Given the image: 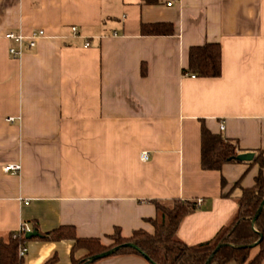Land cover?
I'll use <instances>...</instances> for the list:
<instances>
[{
    "label": "crops",
    "instance_id": "0c3cea01",
    "mask_svg": "<svg viewBox=\"0 0 264 264\" xmlns=\"http://www.w3.org/2000/svg\"><path fill=\"white\" fill-rule=\"evenodd\" d=\"M159 22L174 33L141 34V24ZM39 29L33 49L9 55V30ZM207 42L220 45L221 74L192 77L183 70L189 48ZM202 121L236 141L239 154L260 151L262 163L203 168ZM9 163L20 170L5 173ZM259 173L264 0H0V235L27 222L109 244L115 229L152 233V200L177 198L201 200L176 232L195 245L232 221ZM84 253L73 239L37 238L22 264L52 256L50 264H73ZM92 264L150 263L126 254Z\"/></svg>",
    "mask_w": 264,
    "mask_h": 264
},
{
    "label": "trees",
    "instance_id": "16d2710c",
    "mask_svg": "<svg viewBox=\"0 0 264 264\" xmlns=\"http://www.w3.org/2000/svg\"><path fill=\"white\" fill-rule=\"evenodd\" d=\"M142 35H171L174 33L172 23H143L140 27ZM198 77H217L221 74V50L217 42L194 45L188 51V64L185 69ZM236 141L227 139L220 134L212 133L201 124V165L205 169L220 170L226 163L236 162L239 154ZM262 163L260 151L252 160ZM224 185V179L222 178ZM264 199V177L259 173L253 186L243 188L237 199L238 209L232 221L219 229L208 241L188 245L177 238L176 232L181 220L194 212L197 200H181L173 198L168 201L152 200L155 206V217L149 221L153 232L137 229L129 237H123L118 229L109 235V244L98 238H78L71 226H60L46 233L37 232L36 236L27 239L16 232L0 235V264H22L19 256L20 246L32 239L61 240L73 239L74 248L85 250L83 256L74 259L73 264H92L100 259L89 261L95 255L108 251L116 246L126 244L110 254H134L145 258L150 264H225L235 261L238 264H261L264 259V206L258 209ZM259 246L258 252L250 257V250ZM55 256L43 264H50ZM105 258V257H104ZM102 259V258H101Z\"/></svg>",
    "mask_w": 264,
    "mask_h": 264
},
{
    "label": "built area",
    "instance_id": "2783aa9c",
    "mask_svg": "<svg viewBox=\"0 0 264 264\" xmlns=\"http://www.w3.org/2000/svg\"><path fill=\"white\" fill-rule=\"evenodd\" d=\"M170 4L171 3H168V5ZM71 29L74 35H76L77 34L76 27L72 26ZM44 35H45V32L42 29H39L36 32H33L28 35L20 31L9 30L6 33L7 39L16 42V46H12V45L9 46V49H8L9 55L12 58H19L25 52L26 49H33L36 46L37 40L43 37ZM86 45H88V43H86ZM191 76L193 77L194 75H191ZM13 120H14L13 117L7 118V121H13ZM223 127H224L223 123H220V129H223ZM140 157L142 160H147L148 152L146 151L142 152ZM19 170H20V165L17 163H9L3 167V171L5 173H11V172L14 173V172H18ZM200 202L201 200H197L198 205ZM27 203L28 202L26 201L25 204ZM30 231H32L30 225L27 222H23L21 226L19 227V229L15 232L25 237L26 234ZM26 253H27V244L24 246H20L18 250L19 256L24 257Z\"/></svg>",
    "mask_w": 264,
    "mask_h": 264
},
{
    "label": "water",
    "instance_id": "95a60500",
    "mask_svg": "<svg viewBox=\"0 0 264 264\" xmlns=\"http://www.w3.org/2000/svg\"><path fill=\"white\" fill-rule=\"evenodd\" d=\"M253 156H254V154L252 152H245V153L238 154L236 159L239 160V161H250V160L253 159ZM263 206H264V199L261 202V205H260V207L258 209V212H260L262 210ZM36 235H37L36 231H30V232H28L26 234L25 237L27 239H30L31 237L36 236ZM262 238H263V235H260V240ZM125 245L126 244H123V245H120V246H116V247H114V248H112V249H110L108 251H105V252H103L101 254L95 255V256L91 257L89 259V261H93V260H96V259H101V258L107 257L110 254H112L113 252H115L116 250H118L120 247L125 246ZM205 264H209V261H207Z\"/></svg>",
    "mask_w": 264,
    "mask_h": 264
},
{
    "label": "rangeland",
    "instance_id": "374dc122",
    "mask_svg": "<svg viewBox=\"0 0 264 264\" xmlns=\"http://www.w3.org/2000/svg\"><path fill=\"white\" fill-rule=\"evenodd\" d=\"M255 247V246H254ZM258 250H259V246H258V248H257Z\"/></svg>",
    "mask_w": 264,
    "mask_h": 264
}]
</instances>
